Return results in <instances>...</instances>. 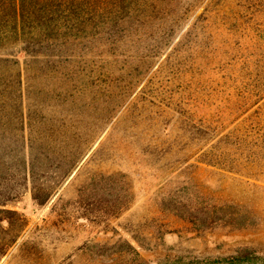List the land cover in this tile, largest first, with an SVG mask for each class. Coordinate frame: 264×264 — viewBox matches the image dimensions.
I'll return each instance as SVG.
<instances>
[{
  "label": "rangeland",
  "instance_id": "rangeland-1",
  "mask_svg": "<svg viewBox=\"0 0 264 264\" xmlns=\"http://www.w3.org/2000/svg\"><path fill=\"white\" fill-rule=\"evenodd\" d=\"M240 1L254 5L232 4ZM245 15L264 20L252 9ZM152 35L135 25L115 40L107 37L95 65L96 56L77 49L59 72L26 64L23 55L17 66L0 50V84L13 88L10 101L2 102L10 129L2 128L0 136L15 138L11 112L22 105L33 135L42 134L35 147L53 162L39 169L41 182L50 179L53 165L62 175L67 167L61 160L86 150L67 180L52 185L57 189L48 203L38 205L28 188L8 204L27 226L0 264H115L126 241L140 252L137 264H229L244 249L264 263V170H252L248 150L231 139L206 137L192 148L167 145L177 136L180 116L159 102L183 89L190 65L186 54L172 53L179 34L161 50V36ZM98 75L101 101L94 99ZM234 119L229 132L236 130ZM151 138L164 142V149L148 148ZM142 149H149L147 157ZM6 236L0 230V242Z\"/></svg>",
  "mask_w": 264,
  "mask_h": 264
},
{
  "label": "trees",
  "instance_id": "trees-1",
  "mask_svg": "<svg viewBox=\"0 0 264 264\" xmlns=\"http://www.w3.org/2000/svg\"><path fill=\"white\" fill-rule=\"evenodd\" d=\"M240 3L234 5L232 0H0V50H5L4 56L12 57L17 66H20L19 55H23L26 64L51 65L50 70L59 72L64 65L71 64L77 49L96 56L110 42L107 37L115 40L135 25L137 32L150 31L152 36H161L160 50L164 44L168 47L179 34L171 50L174 55L186 54L190 68L183 89L169 102H159L180 116L177 136L167 140V145L171 143L174 147L178 143L192 148L198 147L206 137L221 138V142L231 139L238 149L248 150L251 169L263 171L264 20H248L245 14L252 9L264 16V5L253 0L254 5L246 8L244 2ZM97 59L99 56L91 62L95 65ZM18 83L22 88L23 74ZM95 85L100 89L96 90L94 99L101 101L104 91L100 75ZM12 92L7 82L0 84V130L10 129L4 114L7 106L2 102H9ZM211 108L216 111L214 115H208ZM13 111L16 113L15 138L0 136V230L7 235L0 242V258L27 226L22 214L6 209L8 204L18 200L28 188L38 205L48 203L86 153L85 150L82 156L63 158L61 164L67 167L62 170L63 174L61 168L53 165V171L47 175L50 179L44 178L41 182L39 169L53 164L50 156L35 147L42 134L33 135V125L31 120L26 122L22 105ZM234 117L230 126L236 125V130L229 132L228 122ZM146 141L151 149L162 150L166 145L160 139ZM148 154L149 149H142L143 158ZM15 217L20 221L19 228ZM125 244L127 250L121 251L123 257L115 264H137L140 252L130 242ZM244 250L229 264H264L246 253L250 249Z\"/></svg>",
  "mask_w": 264,
  "mask_h": 264
}]
</instances>
